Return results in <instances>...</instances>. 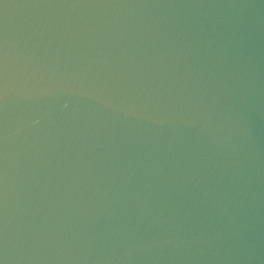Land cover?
<instances>
[{"label":"water","instance_id":"water-1","mask_svg":"<svg viewBox=\"0 0 264 264\" xmlns=\"http://www.w3.org/2000/svg\"><path fill=\"white\" fill-rule=\"evenodd\" d=\"M0 264H264V0H0Z\"/></svg>","mask_w":264,"mask_h":264}]
</instances>
